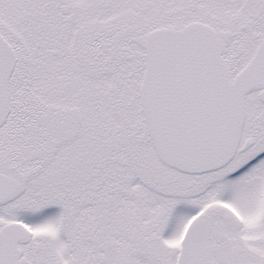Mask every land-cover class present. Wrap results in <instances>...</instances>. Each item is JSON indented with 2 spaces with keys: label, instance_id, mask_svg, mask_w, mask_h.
<instances>
[{
  "label": "snow or ice",
  "instance_id": "snow-or-ice-1",
  "mask_svg": "<svg viewBox=\"0 0 264 264\" xmlns=\"http://www.w3.org/2000/svg\"><path fill=\"white\" fill-rule=\"evenodd\" d=\"M0 264H264V0H0Z\"/></svg>",
  "mask_w": 264,
  "mask_h": 264
}]
</instances>
